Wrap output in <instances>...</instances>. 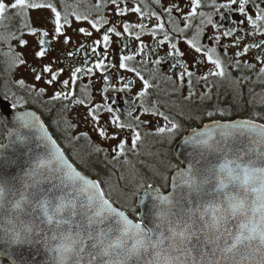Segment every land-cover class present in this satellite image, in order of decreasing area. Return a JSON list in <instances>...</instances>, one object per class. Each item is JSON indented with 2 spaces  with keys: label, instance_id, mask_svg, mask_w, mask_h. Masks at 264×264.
<instances>
[{
  "label": "snow or ice",
  "instance_id": "obj_1",
  "mask_svg": "<svg viewBox=\"0 0 264 264\" xmlns=\"http://www.w3.org/2000/svg\"><path fill=\"white\" fill-rule=\"evenodd\" d=\"M109 2L120 17L128 12L139 14L138 22L118 21L123 26V33H129L132 27L140 29L142 33L148 27L145 21L155 18L157 23L151 28L154 43L147 45L141 41L136 54H142L141 62L151 54H156V65L169 63L170 70L182 69L178 73V79L183 85L187 76L188 98L193 95L192 78L198 68L180 58L191 54L192 50L201 54V58L206 57L214 66L213 71L199 76V80L205 83L209 77L228 75L218 49H223L226 56L230 47L237 48L236 57L255 49L256 59L264 65V39H251L241 47V41L245 37H264V0H223L221 3H217V0H208L207 3L204 0H185L183 7L179 0H170L167 7L161 5V0H155V4L161 6L160 14L152 10L145 11L139 3L129 6L127 0H105V4ZM9 7L11 10L19 9V14H26L28 9H50L55 18L54 33L61 34V15L51 0L44 4L14 0L10 6L0 0V17L4 16ZM202 7H209L212 12L202 11ZM185 8L190 10L185 12ZM174 13L183 19V27L164 31L163 15H167L169 23L175 25L177 17ZM234 13L239 14L242 19H230ZM76 19L81 17L77 16ZM64 23H68L67 17ZM245 24L251 27L246 28ZM207 26H211L214 31L207 35L208 43H204L202 38ZM91 27L98 29L95 22L91 23ZM189 30L194 32L192 38L185 35ZM77 31L86 36L92 35L83 27ZM158 31L163 32V38L156 40ZM108 33H114L116 37L123 35L116 25H112L105 29L102 39H96L88 45L81 43L76 49L77 52L90 49L96 60L94 67L88 66L87 59L82 66H70L69 78L59 81L60 88L54 90L50 100L66 102L61 105L62 112L85 104V100L78 99L74 91V86L81 77H88L91 81L94 68L108 71L115 67V60L110 58L108 51L111 43ZM30 34H36V30L31 29ZM48 36L47 31L42 33V37ZM177 37L186 39L191 47L182 51L178 47ZM222 37H232L233 40L229 44H221ZM136 39L140 40V34L136 35ZM70 41L71 38L66 37L64 42L67 44ZM165 42H169V51L159 55ZM19 43L23 46L27 42L21 39ZM38 43L40 49L35 55L44 57L46 49L43 46L50 41L41 38ZM101 43L104 51L98 52ZM128 48L129 44L123 42L117 73L119 69L128 67L126 61L133 59V55L124 54V50ZM72 54L68 53L69 56ZM15 59L17 58H14V63ZM19 62L23 64L24 60L20 59ZM195 63L196 59L193 57L192 64ZM244 66L248 69L255 67L251 62ZM234 67H241L239 59L235 61ZM64 71V68L54 69L45 65L35 73L34 79L44 80L46 85L51 86L58 82V77ZM128 71L134 72L143 81L144 90L150 87L149 81L136 68L128 67ZM45 74H48L47 78ZM259 75L264 76V67L259 69ZM117 79L126 82L117 88L111 83L110 71L103 76L106 85L101 89L104 103L90 106L87 115L94 127L98 128L101 137L116 139L120 131L131 129V146L135 149L141 139L139 125L147 127L152 121L142 120L139 115H134V109L130 106L126 115L134 119L135 126L122 122L119 109L113 107L115 100L103 94L109 92L107 85L117 93L130 91L133 80L120 75H117ZM242 79L247 77L234 82L239 84ZM18 83L23 85L25 82L21 79ZM45 93L46 87L38 89L39 96ZM139 95L143 97L145 91H141ZM206 97L210 99L211 92ZM204 98L205 96L201 97L202 100ZM102 111L109 115V120L103 124L100 123ZM148 111L149 109L144 108L145 113ZM217 112L221 116L227 114L226 110L219 108L206 111L205 114L213 118L212 123L203 125L200 130L193 128L192 135L186 138V142L191 143L194 150L184 167L170 164L169 167L175 169L171 177L154 170L153 177L141 178L139 187L152 202L153 215L150 221L143 214L138 221L130 219L123 207L104 193L100 182L82 174L78 166H74V162H70L65 156L39 116L32 112L17 114L15 119L20 127L42 133L37 136L40 141L37 147H43L44 151L42 155H37L36 163L23 176L0 177V212L9 214V223L12 222L11 213L14 212L16 221L15 226L5 227V237L9 238L11 233V243H43L50 253L48 264H264V123H257L253 119L221 123L214 119ZM152 115L163 117L166 122L165 126L155 129L158 134L174 136L181 128L178 121L158 109L153 110ZM179 115L183 116L185 113L181 111ZM188 118H191L190 114ZM108 126H114L117 131L107 135ZM71 127L65 121V129ZM240 136L249 138L248 146L241 148L229 144L230 139ZM126 143L120 140L113 151L123 155ZM102 150L97 149L98 152ZM81 163L84 161L81 160ZM156 176L160 178L158 184L152 182ZM17 179L18 184L15 182ZM132 212L135 213L136 209L133 208Z\"/></svg>",
  "mask_w": 264,
  "mask_h": 264
},
{
  "label": "flooded vegetation",
  "instance_id": "obj_2",
  "mask_svg": "<svg viewBox=\"0 0 264 264\" xmlns=\"http://www.w3.org/2000/svg\"><path fill=\"white\" fill-rule=\"evenodd\" d=\"M2 2L10 6L14 0H2ZM30 2L44 4L48 0H30ZM51 2L56 5L61 15V34L58 35L54 33V13L48 8L28 9L26 14H19V9L11 10L9 7L6 8L4 16L0 17V103L3 101L11 109L16 111H34L45 123L50 134L53 135V139L57 140L58 145L64 151L65 155L71 162H74L75 166H78V170L82 174L92 179H95V176L100 179L102 178L104 181L107 180L113 164L119 161V157H121L120 154L113 151L120 143V140L127 142L126 150L132 148L131 129L125 128L120 131L116 139L101 137L98 134V128L94 127L87 115L90 106H94L97 103H104L102 101L101 89L106 85L103 76L108 75L109 71L112 75L111 83L115 84L117 88L122 87V84L126 82L119 81L117 75L126 76L129 80H133L130 91L126 90L125 92L117 93L112 91L110 85H107L109 86V92L103 94L109 95L115 100L116 103L113 107L119 109L122 122L135 126L136 122L134 119L126 115L130 106L134 109V115H139L142 120L152 121L147 127L143 124L139 125L141 139L138 141L137 147H153L154 144L151 143L152 141L156 142V138L167 134L161 135L155 131L157 127L165 126L166 122L163 120V117H153V110L158 109L181 124V128L174 135L171 145L167 148L163 145L159 146L161 150H164L162 157L164 155H171L174 158L173 148L178 141L186 136L193 128H201L203 125L212 121L213 118L208 117L205 112L219 107V95L222 84L220 83V77H209L207 83L199 80L200 75H207L209 71L214 70V66L207 61L206 57L201 58V54H196L192 50L191 54L180 58L190 66L198 68V72L192 78L193 85L191 91L193 95L191 98H188L189 86L187 76H185L183 85H181L178 79V73L182 69L170 70L169 63L156 65L154 62L158 58L156 54H151L146 57L144 62H141L142 54H136L141 41L147 45L154 43L151 28L157 23L155 18L151 21H145L148 27L142 33L140 29L135 27H132L129 33H123V26L118 21L138 22V13L128 12L123 17H120L116 15L114 6L110 2L105 4V0H51ZM179 2L181 7H183L185 0H179ZM204 2L207 3L208 0H204ZM221 2L223 0H217V3ZM127 3L129 6L139 3L145 11L152 10L158 14L161 13V6L156 5L155 0H127ZM169 3L170 0H161L163 7L169 6ZM98 5H101V7H98ZM146 5L147 7H145ZM262 6H264V3H262ZM189 10L188 8L184 9L185 12ZM201 10L208 13L212 12V9L209 7H202ZM249 11L251 12L252 10L249 9ZM173 15L177 17L175 25L169 23V17L167 15H163L162 18L165 23L164 31H170L173 27H183L184 21L179 18V14L174 13ZM77 16H80L81 19L77 20ZM65 17L68 19L67 24L64 23ZM84 17H87V19H84ZM214 18L218 19V17ZM230 19L240 21L242 17L234 13ZM92 22L97 23L98 29L91 27ZM196 22L198 23V20ZM224 23L227 24V21ZM112 25H116L117 30L123 33L121 37H116L114 33H108L111 42L108 51L110 58L115 60V67H112L108 71L94 68L91 81H89L88 77H81L77 85L74 86V91L78 99L85 100V104L73 106L70 111L62 112L61 105L66 102L62 100L53 102L50 100L54 90H59L60 88L59 81L69 78L70 66H82L85 59H87L89 61L88 66L94 67L96 60V56L91 53L90 49L86 48L79 52L76 49L79 48L81 43L88 45L96 39H102L103 34H105V29ZM81 27L90 31L92 35L86 36L77 31ZM244 27L250 28L251 26L245 24ZM31 29H35L36 34H30ZM44 31L49 33L48 37H42ZM213 31L211 26H207L202 42L208 43L207 35H210ZM137 34H140V40L136 39ZM185 35L187 38H192L194 32L189 30ZM66 37L71 38V41L67 44L64 42ZM41 38L50 41L49 44L43 46L46 49L44 57L35 55L40 49L38 41ZM162 38L163 32L158 31L155 39ZM21 39L27 42L23 46L19 43ZM251 39L259 40L264 39V37H245L241 41V47L248 44ZM177 40L179 41L178 47L182 51L191 47L187 44L186 39L177 37ZM232 40V37H222L221 44H229ZM123 42L129 44V48L124 50V54L133 55V59L126 61L125 64L128 67L136 68L143 75L144 79L149 81L150 87L147 90L143 89V81L139 77H136L134 72H129L128 67L119 69V73H117ZM168 43L165 42L161 46L159 55H164L169 51ZM211 46L215 47V45ZM237 50V48L230 47L225 56L223 49H218V53L227 70L230 69L228 76L236 68L234 67V63L237 59L244 64L248 62L252 64L254 62H260L256 59L257 50L253 49L245 55L236 57L235 53ZM101 51H104L102 43L98 46V52ZM69 52L73 54L69 56ZM193 57L196 59L195 65L192 64ZM14 58H17L15 59V63L13 62ZM20 59L24 60L23 64L19 62ZM45 65H50L54 69H66L58 77V82L54 85L48 86L44 80L35 81L34 79L35 73H38ZM47 76L48 74H45L46 78ZM21 79L25 82L23 85L18 83ZM89 84L91 85L90 87L88 86ZM40 87H46V93L43 96L37 94ZM141 91H145L143 97L139 95ZM209 92H211L210 99L206 97V94ZM202 96H205L203 100L201 99ZM188 102L198 106V109L193 110L192 107L187 105ZM141 104L143 107H141ZM144 108L149 109V111L145 113ZM181 111L185 115H179ZM189 114L191 118H188ZM100 115L101 124L109 120L107 112L102 111ZM217 115L214 119L219 118V112H217ZM4 120L0 104V146L5 143L7 136V131L4 128ZM65 121H68L72 125L70 129H65ZM116 131L117 129L114 126H108L107 135H111ZM97 149L103 150L98 152ZM81 160L84 163H81ZM167 161L170 162V159H167ZM154 179L160 181L159 178L154 177Z\"/></svg>",
  "mask_w": 264,
  "mask_h": 264
},
{
  "label": "water",
  "instance_id": "obj_3",
  "mask_svg": "<svg viewBox=\"0 0 264 264\" xmlns=\"http://www.w3.org/2000/svg\"><path fill=\"white\" fill-rule=\"evenodd\" d=\"M0 104L1 111L5 119L4 128L7 131L5 143L2 145V147H0V177L19 178L23 176L24 172L29 167L34 166L37 155L43 154V147H37V145L40 143V141L37 139V136L42 135V133L35 129H25L20 127L15 119L17 114L21 112H32L36 115L34 111H16L11 109L10 106L3 101H1ZM244 120L247 119H223L220 121L221 123H231L241 122ZM41 122L44 123L42 120ZM211 123L212 121L207 124ZM44 127L48 130L45 123ZM202 128L203 126L196 129L200 130ZM191 135L192 131L188 132L187 135L183 137L173 149L175 158L180 162L182 167L185 166V162L194 150L193 145L186 142V138L190 137ZM229 144H231L233 147L244 148L249 145V138L247 136H240L236 139H230ZM15 182L18 184L19 180L17 179ZM136 207L139 210V219L143 214L149 217V221L151 220L153 215L152 202L144 191L138 196ZM11 217L12 222L9 223V214L0 212V259L6 261L7 264H48L50 253L43 243H11V233L9 234V238L5 237V227H13L16 225L14 212L11 213ZM149 226H151L150 223Z\"/></svg>",
  "mask_w": 264,
  "mask_h": 264
},
{
  "label": "rangeland",
  "instance_id": "obj_4",
  "mask_svg": "<svg viewBox=\"0 0 264 264\" xmlns=\"http://www.w3.org/2000/svg\"><path fill=\"white\" fill-rule=\"evenodd\" d=\"M253 64L256 73H259V69L264 67L260 62H254ZM220 78L222 86L226 85L227 82L231 83L228 75ZM263 80L262 78L261 81ZM187 105L192 107L193 110L198 109V106L190 102ZM173 139V135L166 134L156 138V142L152 141L153 147H136L135 149L126 150L119 157L120 160L113 164L112 170L107 176L105 194L128 209H132L136 196L143 190L139 187L142 177L153 176L154 170H159L164 175L169 176L171 168L167 159L170 156L164 155L162 157L164 150H161L159 146L163 145L167 148L171 145ZM155 178H159V176ZM132 193L136 194L132 195Z\"/></svg>",
  "mask_w": 264,
  "mask_h": 264
},
{
  "label": "trees",
  "instance_id": "obj_5",
  "mask_svg": "<svg viewBox=\"0 0 264 264\" xmlns=\"http://www.w3.org/2000/svg\"><path fill=\"white\" fill-rule=\"evenodd\" d=\"M244 65V63H241V67L239 69L235 68L231 71L229 73L231 83L221 87L218 108L226 110L227 114L224 116L219 114L218 119H253L256 122L264 123V82L261 81L262 76H260L259 73H256L257 71L255 69H248ZM241 77H247V79L240 80L239 84L234 82ZM169 156L170 158L168 159L172 160V162L176 164V160L171 155ZM147 177L153 176L149 175ZM94 178L99 180L102 187L105 188L102 178L100 179L95 176ZM152 182L157 184L160 183L154 178ZM118 204L121 205L120 203ZM121 206L131 219H138V210L136 209L135 213L132 212V209L136 208L135 205H133L132 209H128L123 205ZM0 264H7V262L0 259Z\"/></svg>",
  "mask_w": 264,
  "mask_h": 264
}]
</instances>
